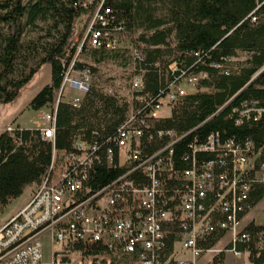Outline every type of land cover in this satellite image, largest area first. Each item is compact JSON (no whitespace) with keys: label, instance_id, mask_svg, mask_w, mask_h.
<instances>
[{"label":"trees","instance_id":"1","mask_svg":"<svg viewBox=\"0 0 264 264\" xmlns=\"http://www.w3.org/2000/svg\"><path fill=\"white\" fill-rule=\"evenodd\" d=\"M92 1L85 7V0H0V105L17 101L40 70L50 65L51 83L34 96L29 106L34 110L55 109L56 116L53 141L44 138L41 128L17 126L0 134V214L27 186L42 183L50 171L55 150L72 152L75 140L81 138L102 144L104 151L107 139L117 134L132 111L150 106L151 101L163 96L169 83L184 71H207L210 78L184 96L169 117L157 121L154 140L143 142L146 154L169 144L167 136L158 135L160 130H173L179 136L189 134L174 146L173 159L179 169H186L191 163L183 160L186 154L192 156L190 144L195 140L204 142L211 133L237 142L252 140L257 146L264 142V116L244 118L237 123L239 114L234 111L251 99L264 107V71L258 75L264 69V0ZM98 9L107 22L125 29L123 36L141 30L134 41L136 47L143 48L145 59L135 61L136 72L144 70V86L139 93L147 99L146 103L136 97L133 104L127 102L118 94L93 85V81L79 106L59 100L64 74L76 56L83 55L90 62L77 59L75 67L91 71L96 69L93 65L130 61L126 50L90 47L87 33L80 45L75 42L81 16L94 10V17ZM39 21L50 23L48 35L52 40L39 45L23 42L27 27L37 28ZM239 55L244 59L236 60V68L229 74H222L213 66ZM174 67L178 70L174 71ZM100 153L102 159L88 171L82 193H95L126 172L117 164L108 167L104 153ZM213 157L209 153L198 154L203 160ZM131 178L138 186L149 183L141 171ZM263 199L264 183H258L249 200L258 203ZM248 229L253 233L260 230L253 225ZM220 236H213L205 246L212 247ZM177 237L170 238L169 252ZM251 245L254 248V240ZM224 259L225 254L216 256L213 264H221ZM250 261L262 264L264 252L254 250Z\"/></svg>","mask_w":264,"mask_h":264},{"label":"built area","instance_id":"2","mask_svg":"<svg viewBox=\"0 0 264 264\" xmlns=\"http://www.w3.org/2000/svg\"><path fill=\"white\" fill-rule=\"evenodd\" d=\"M92 2L85 0L84 6ZM112 25L98 9L87 32L89 46L120 49L125 29ZM77 57L64 74L59 94V100L74 106L80 105L93 81L90 68L75 67ZM133 57L141 62L145 54L135 51ZM236 60L229 57L213 66L229 74ZM143 77L144 70L134 76L135 92L143 89ZM209 78L207 71H184L150 106L133 110L117 134L107 139L104 151L102 144L81 138L75 140L72 152L55 150L50 171L28 204L0 227V264H213L216 256L227 253L246 256L252 264L254 250L264 252V199L249 200L253 186L264 183V142L257 146L252 140L237 142L211 133L204 142L190 144L192 156H183L191 161L186 169L176 167L173 154L174 146L189 134L160 130L158 135L167 136L169 144L153 154H146L143 147L144 140H154L155 124L163 118L159 111L167 106L172 112ZM67 91L78 95L66 99ZM135 97L146 103L140 93ZM234 111L239 114L237 123L264 116V107L254 99ZM42 116L43 136L53 141L55 109ZM100 152L108 167L117 164L126 172L95 193H82L88 171L102 159ZM199 153L214 157L199 159ZM137 171L148 184L136 185L131 175ZM252 225L260 230L253 233L248 229ZM47 233L54 246L49 259L43 241ZM217 234L221 235L217 242L205 246ZM175 235L169 252V240ZM206 254H211L210 260L201 263Z\"/></svg>","mask_w":264,"mask_h":264},{"label":"rangeland","instance_id":"3","mask_svg":"<svg viewBox=\"0 0 264 264\" xmlns=\"http://www.w3.org/2000/svg\"><path fill=\"white\" fill-rule=\"evenodd\" d=\"M98 1V0H96ZM93 11L85 12L78 21V32L77 38L75 42L79 45L83 41L88 32V28L90 26L91 19L93 17ZM50 23H46L43 21L38 22L37 28L27 27L25 33L22 36L23 42L26 43H35L36 45L43 44L46 41L52 40V38L48 35V31L50 30ZM141 30H138L133 33H128L123 36L122 44L120 50L128 51L127 56L130 57V61L125 64H120L119 62H106L100 65H93L96 69H92L93 74V85H97L108 93L118 94L121 98L126 100L127 102L134 103L135 91L132 87V82L134 76L136 75V61L133 59V55L135 51H141L143 48H138L135 45V39L138 38ZM52 34H56L55 31L51 32ZM80 62H90L85 56L80 55L78 57ZM244 57L239 55L237 60H243ZM51 75V70L49 66L42 68L40 72L35 76L34 80L30 85H28L22 92L21 97L18 99V106H22L25 102L32 97L36 93V91L41 87L43 81ZM194 90V89H193ZM196 90V89H195ZM78 95L77 92L67 91L66 99L71 98L73 96ZM49 108H45L43 110H34L29 108L24 112V114L20 118V122L24 127H37L44 124L43 121V113L47 112ZM171 110L169 107L164 106L161 111H159V115L162 117H169L171 115ZM42 129V128H41ZM30 192V186H27L23 194L13 199L0 214V227L9 220L10 211L15 208L17 205L22 203ZM257 220L259 222L262 221V214H257ZM44 241V249L46 258L49 259L51 256V252L53 249V244L50 240V235L47 233L43 236ZM189 256V255H186ZM211 254H206L202 259L201 263L207 262L210 260ZM221 264H250L249 260L246 256L241 258L234 257L231 253H227L224 261Z\"/></svg>","mask_w":264,"mask_h":264},{"label":"crops","instance_id":"4","mask_svg":"<svg viewBox=\"0 0 264 264\" xmlns=\"http://www.w3.org/2000/svg\"><path fill=\"white\" fill-rule=\"evenodd\" d=\"M46 66H49L50 70H51L50 65H45L43 68H45ZM51 79H52L51 75H48V77L43 81L41 87L36 91V93L34 95H32V97H30L25 102V104H23L22 106H18V103H19L18 99L14 103L7 104V105H0V134L3 133L9 127H17V126H20L22 128H43L44 127V124L37 126V127H24V126H22V124L20 122V118L26 110L31 108L29 106V104H30L31 100L34 98V96L45 85L51 83ZM45 108H42L40 110H43ZM36 188H37L36 184L30 186V192L28 194V197L22 203H20L19 205H17L15 208H13L10 211L9 219L12 218L13 216H15L23 207H25L28 204V202L30 201V199H31L34 191L36 190Z\"/></svg>","mask_w":264,"mask_h":264},{"label":"water","instance_id":"5","mask_svg":"<svg viewBox=\"0 0 264 264\" xmlns=\"http://www.w3.org/2000/svg\"><path fill=\"white\" fill-rule=\"evenodd\" d=\"M263 71H264V69L258 75H260ZM256 77L250 83H252L256 79Z\"/></svg>","mask_w":264,"mask_h":264}]
</instances>
